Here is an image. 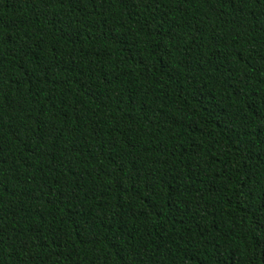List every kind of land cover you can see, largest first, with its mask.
<instances>
[{
	"label": "trees",
	"instance_id": "1",
	"mask_svg": "<svg viewBox=\"0 0 264 264\" xmlns=\"http://www.w3.org/2000/svg\"><path fill=\"white\" fill-rule=\"evenodd\" d=\"M0 264H264V0H0Z\"/></svg>",
	"mask_w": 264,
	"mask_h": 264
}]
</instances>
